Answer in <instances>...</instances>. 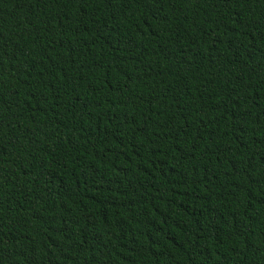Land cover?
Returning <instances> with one entry per match:
<instances>
[{
	"label": "trees",
	"instance_id": "1",
	"mask_svg": "<svg viewBox=\"0 0 264 264\" xmlns=\"http://www.w3.org/2000/svg\"><path fill=\"white\" fill-rule=\"evenodd\" d=\"M0 264H264V0H0Z\"/></svg>",
	"mask_w": 264,
	"mask_h": 264
}]
</instances>
